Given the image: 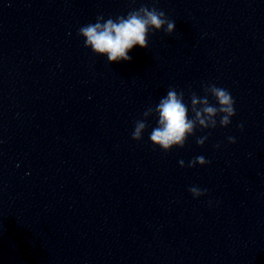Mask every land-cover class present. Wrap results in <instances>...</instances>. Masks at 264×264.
Here are the masks:
<instances>
[{
  "label": "water",
  "instance_id": "obj_1",
  "mask_svg": "<svg viewBox=\"0 0 264 264\" xmlns=\"http://www.w3.org/2000/svg\"><path fill=\"white\" fill-rule=\"evenodd\" d=\"M142 5L175 31L131 61L77 34ZM207 84L230 125L163 152L152 115L132 139L169 88L190 109ZM0 264H264V0H0Z\"/></svg>",
  "mask_w": 264,
  "mask_h": 264
},
{
  "label": "clouds",
  "instance_id": "obj_2",
  "mask_svg": "<svg viewBox=\"0 0 264 264\" xmlns=\"http://www.w3.org/2000/svg\"><path fill=\"white\" fill-rule=\"evenodd\" d=\"M158 2V0H156ZM164 30L168 35L175 31V22L169 20L165 12L155 6L149 8L142 5L138 9L129 11L126 16H117L115 19H104L102 15L96 17L95 23H89L78 29V36L84 39V46L90 48L98 56H106L107 61H131L128 54L135 46L148 48L149 34ZM204 96L192 93L190 96L191 107L184 102V93L175 88H169L167 94L160 98L159 103L153 108H147L144 119L134 122L132 139L140 141L147 128V118L152 115L158 117L157 126L150 133V141L154 147H159L163 152H169L174 147L183 148L189 136L195 134L197 128L214 129L219 125L227 127L231 118L236 115L235 100L231 93L215 84L204 86ZM209 96L215 101L210 103ZM191 112V117L189 115ZM243 130V125H238ZM208 139L203 136L197 139L198 145H203ZM229 143H235L234 137H228ZM219 147V145H217ZM210 163L203 156L195 157L188 167L197 164L203 166ZM184 167V161H179ZM206 189L192 186L189 192L194 198L206 194Z\"/></svg>",
  "mask_w": 264,
  "mask_h": 264
}]
</instances>
